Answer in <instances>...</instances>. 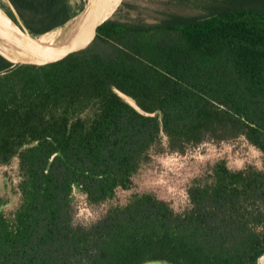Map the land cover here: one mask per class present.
Here are the masks:
<instances>
[{"label":"trees","instance_id":"trees-1","mask_svg":"<svg viewBox=\"0 0 264 264\" xmlns=\"http://www.w3.org/2000/svg\"><path fill=\"white\" fill-rule=\"evenodd\" d=\"M10 2L32 34L82 9ZM153 2V21L110 18L56 61L12 67L0 54V165L17 160L18 195L8 211L0 196V264H256L264 251V0ZM240 137L260 164L216 160L182 209L146 189L111 203L155 156ZM74 189L90 208L109 205L75 222Z\"/></svg>","mask_w":264,"mask_h":264},{"label":"rangeland","instance_id":"rangeland-1","mask_svg":"<svg viewBox=\"0 0 264 264\" xmlns=\"http://www.w3.org/2000/svg\"><path fill=\"white\" fill-rule=\"evenodd\" d=\"M90 0H69L74 9L81 7L78 14L66 22L64 25L54 28L47 35L51 36L57 32L66 29L80 15ZM136 5L135 9L127 10L122 2ZM121 4L112 12L110 18L121 22H151V10L156 7L153 0H122ZM0 7L5 12H10L14 18L18 15L7 4L6 0H0ZM95 40V39H94ZM3 49L7 47L2 43ZM95 49L101 54L111 52V47L107 43L99 40L95 41ZM12 54V53H10ZM224 158L231 168H238L247 163L260 164V152L247 143L243 138H236L227 142L213 143L204 142L197 147L189 149L183 155L167 154L155 156L153 160L144 165L136 175V186L127 191L118 192L111 201L113 204H122L129 197L131 191L149 190L153 191L159 197L167 200L175 210H180L188 203L186 188L191 178L195 175L205 172L216 160ZM16 159H13L8 165H0V196L6 201L4 203L5 211L14 207L18 195L13 190V185L17 180ZM9 184V185H8ZM74 220L75 222L85 223L96 219L102 214L109 205L102 204L98 208L89 207L84 201L82 193L74 189ZM141 264H173L164 260H148Z\"/></svg>","mask_w":264,"mask_h":264},{"label":"water","instance_id":"water-1","mask_svg":"<svg viewBox=\"0 0 264 264\" xmlns=\"http://www.w3.org/2000/svg\"><path fill=\"white\" fill-rule=\"evenodd\" d=\"M6 2L17 14L10 0H6ZM121 2L122 0H91L88 9L85 7L81 11V13H84V17L79 27L59 45H48L39 42L36 37L43 33H30L19 17L16 18V24H14L0 7V46H3L2 43H4L7 47V49L0 47V54L11 62L12 67L17 64L44 65L56 61L67 54L79 51L90 45L96 38L97 27L110 19V15ZM116 92L138 113L145 116H153L155 114L142 109L123 92L119 90H116ZM256 264H264V251L256 257Z\"/></svg>","mask_w":264,"mask_h":264},{"label":"bare ground","instance_id":"bare-ground-1","mask_svg":"<svg viewBox=\"0 0 264 264\" xmlns=\"http://www.w3.org/2000/svg\"><path fill=\"white\" fill-rule=\"evenodd\" d=\"M91 1V0H90ZM89 3L86 5V9L89 7ZM84 17V13H80L79 17L71 24L69 25L66 29L57 32L51 36L47 35V33L51 32L53 29L39 35L36 37V40L43 44H48V45H59L62 42H64L67 38L70 37V35L79 27L80 22L82 21V18Z\"/></svg>","mask_w":264,"mask_h":264},{"label":"flooded vegetation","instance_id":"flooded-vegetation-1","mask_svg":"<svg viewBox=\"0 0 264 264\" xmlns=\"http://www.w3.org/2000/svg\"><path fill=\"white\" fill-rule=\"evenodd\" d=\"M15 168H17V160H16V167ZM17 171V170H16ZM9 185V184H8ZM188 198V197H187Z\"/></svg>","mask_w":264,"mask_h":264}]
</instances>
